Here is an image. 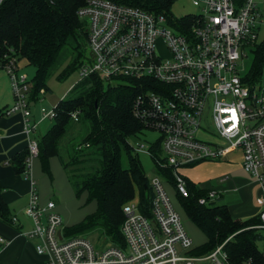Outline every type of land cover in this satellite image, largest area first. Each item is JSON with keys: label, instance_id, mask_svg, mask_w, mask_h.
Segmentation results:
<instances>
[{"label": "built area", "instance_id": "2783aa9c", "mask_svg": "<svg viewBox=\"0 0 264 264\" xmlns=\"http://www.w3.org/2000/svg\"><path fill=\"white\" fill-rule=\"evenodd\" d=\"M191 1L198 13L179 19L177 25L165 15L110 0H88L79 9L90 52L79 69L81 80L90 75L108 85L130 80L146 90L134 100L133 115L143 124V132L160 135L163 156L155 159L154 147L144 143L133 149L148 154L156 168L171 169L174 183L157 173L149 181L153 193L149 215L142 212L138 197L125 204L124 246L109 242L103 248L66 235L55 202L42 205L33 183L25 210L33 229L23 235L36 241L35 251L47 264H233L224 249L232 237L210 252L194 245L168 187L188 197L184 168L224 161L234 152L241 154L244 170L262 188L258 199L262 223L257 228L264 243V86L261 81L245 82L239 68L244 50L253 51L258 43L264 13L258 0ZM159 40L167 49L166 57L158 52ZM3 69L15 99L3 114L24 116L30 168L40 153L37 127L43 120L54 119L56 110L41 109L42 119L32 123L28 75L15 58ZM207 108L212 129L203 127ZM72 119L79 122L80 112L72 113ZM218 198L211 191L198 202L209 205ZM16 222L13 217L12 223ZM0 244L7 241L0 237ZM261 252L264 258V244Z\"/></svg>", "mask_w": 264, "mask_h": 264}, {"label": "trees", "instance_id": "16d2710c", "mask_svg": "<svg viewBox=\"0 0 264 264\" xmlns=\"http://www.w3.org/2000/svg\"><path fill=\"white\" fill-rule=\"evenodd\" d=\"M88 0H2L0 4V70L8 60L18 62L25 59L36 68L32 81L30 98L40 99L41 91H49L48 81L60 66L64 52L70 53L68 64L57 75L64 82L79 71L86 58L88 30L78 15L79 9ZM117 4L133 6L150 13L165 15L171 24V7L176 0H110ZM190 19L184 17L181 20ZM254 62L245 82L254 84L261 80L264 71V42L257 43ZM142 90L138 82L130 80L116 86L108 85L96 75L80 80L71 89L74 97H65L55 106L56 117L48 132L39 139V159L42 170L51 176L50 160L60 155V146L72 122V113L80 112V121L89 124V131L83 137L79 152L72 157V164L78 166V180H74L77 197L87 193V202H95L96 212L84 222L71 228L67 233L78 236L85 232L100 230L111 243L124 246L121 227L124 222L123 207L135 198L140 199L143 213L149 215L153 196L149 181L137 154L133 151L130 138L143 131V124L133 115V103ZM97 150L99 164L89 167L90 155L84 149ZM154 158H160L162 149L156 144L152 149ZM28 147L15 154L10 164L17 174H27ZM126 159L127 167L123 166ZM157 173L174 178L171 169H160ZM189 196L176 193L178 202L189 218L205 235L207 242L202 252H210L232 237L224 249L233 264H264L262 252L257 243L263 233L257 228L262 221L260 215L246 221L232 218L226 205H200L198 200L208 192L187 180ZM10 209L3 199L0 187V219L10 222Z\"/></svg>", "mask_w": 264, "mask_h": 264}, {"label": "rangeland", "instance_id": "374dc122", "mask_svg": "<svg viewBox=\"0 0 264 264\" xmlns=\"http://www.w3.org/2000/svg\"><path fill=\"white\" fill-rule=\"evenodd\" d=\"M259 7L261 11L264 13V0H258ZM198 13V9L194 7L191 0H176L171 7V14L173 18L182 19L184 17H188L190 15H194ZM264 20V17H263ZM257 42L260 44L264 42V23H262L258 28V40ZM158 52L160 56H167V49L162 40L158 41ZM246 56L239 62V68L242 77H246L253 65L254 62V53L251 48H246L245 50ZM90 55V52L86 50V57ZM71 56L69 52H64L61 56L60 66L58 65L57 71L53 74V76L48 81L49 91L45 92V95H41L38 101H33L30 98V109L34 117L37 120L42 119L41 109L45 108L47 110L53 109L56 104L65 97H74L75 93H70L71 89L76 85L80 80L81 76L79 71L73 74L68 80L64 82H60L57 80V75L60 71L68 64ZM19 66L22 72L26 73L29 77L31 83V90L33 89L32 81H34L36 76V68L30 65L25 59L19 61ZM261 83L264 86V71L261 77ZM117 83L112 84L111 86H116ZM108 84L105 83V89H107ZM14 102V96L11 90V83L8 80L7 73L4 69L0 70V110L2 111L5 106L12 105ZM32 123H33V118ZM209 117V108L205 111V117L203 120V127L212 129V123L208 119ZM54 124L53 119H46L40 123L38 130L35 133V137L39 140L41 139L48 130ZM89 131V124L81 120L79 122H72L71 126L68 129L67 134L62 140L60 146V155L51 158L50 160V168H51V176L47 175L42 169H39L40 177H35L37 182V190L39 196L43 199H46V203L48 201H54L56 204V211L60 214L63 219V226L65 228L66 235L70 236L66 228H71L75 225H78L84 222L87 218L92 216L96 210L97 206L95 202H87V193H83L80 197L76 195V189L74 185V180H78V176L80 174L78 166L70 163L72 157L80 156L83 153L79 152L78 146H80L83 137ZM130 144L133 148H136L138 144L144 143L148 148L155 147L156 144L160 141V135L156 132L145 131L141 132L139 135L130 138ZM93 153L90 155L89 167H96L99 164L100 155L97 150L93 149H84V153ZM134 150V149H133ZM138 155L141 165L143 167L145 176L148 181H151L157 175V168L153 159L146 153H136ZM241 157V154H239ZM163 156V153H161ZM242 158V157H241ZM52 161V165H51ZM123 166L127 167L126 159H123ZM40 167V166H39ZM79 173V174H78ZM182 173L187 176L191 181L195 182L199 185L203 182L204 172L200 170L199 165L196 167H187L182 170ZM73 178L74 180H72ZM168 193L172 199V202L178 212L181 215L182 223L189 234V236L193 239L195 246H202L207 242L205 235L202 231L189 220L184 211L182 210L175 190L172 187H168ZM41 200V199H40ZM232 200H235L232 199ZM41 202V201H40ZM229 202V200L227 201ZM214 203L221 204L222 201L215 200ZM62 210V211H61ZM32 223V222H31ZM258 227V226H257ZM33 229V223L32 227ZM31 229V230H32ZM80 238L88 239L92 244L95 245L96 248H103L106 243H109L102 232L98 229L94 231L85 232L83 234H78ZM263 241H259L257 243L258 249L262 251L263 249Z\"/></svg>", "mask_w": 264, "mask_h": 264}, {"label": "crops", "instance_id": "0c3cea01", "mask_svg": "<svg viewBox=\"0 0 264 264\" xmlns=\"http://www.w3.org/2000/svg\"><path fill=\"white\" fill-rule=\"evenodd\" d=\"M8 80L10 82L9 77ZM12 105H7L2 111L0 110V187L3 189V199L11 213L10 222L0 219V237L7 241L5 245L0 244V264H47V259L39 256L35 251L36 241L23 235L32 229V221L25 214V210L33 183L37 186L35 177H40L39 169H42V164L39 158L35 159L27 174H17L11 166L12 157L28 147V137L24 132L25 119L22 113L11 116L3 114V111ZM32 117H34L33 114ZM33 120L37 118L34 117ZM39 126L40 124L37 130ZM198 165L204 172L203 182L199 185L183 175L201 190L208 193L215 191L219 195L218 200L228 207L233 219L246 221L260 215L263 208L259 205L258 199L262 188L244 170L239 153H231L224 161H207ZM39 198L41 204L45 205L46 199L40 196ZM234 198L235 200H232ZM13 217H17L16 223H12Z\"/></svg>", "mask_w": 264, "mask_h": 264}]
</instances>
